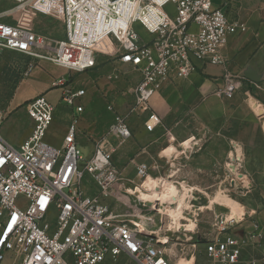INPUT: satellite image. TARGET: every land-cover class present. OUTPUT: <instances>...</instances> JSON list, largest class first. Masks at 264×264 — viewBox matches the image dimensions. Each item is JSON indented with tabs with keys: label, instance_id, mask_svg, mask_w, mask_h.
I'll use <instances>...</instances> for the list:
<instances>
[{
	"label": "built area",
	"instance_id": "obj_1",
	"mask_svg": "<svg viewBox=\"0 0 264 264\" xmlns=\"http://www.w3.org/2000/svg\"><path fill=\"white\" fill-rule=\"evenodd\" d=\"M15 1L19 8L63 22L65 38L7 22L0 14V59L6 52L27 56L25 76L39 60L69 72H84L96 65V46L114 38L119 43V60L141 73L131 112L150 109V100L163 82L173 75L189 76L197 62L225 64L222 49L228 37L248 28L245 22L230 20L220 8H214L213 0ZM170 4L174 15L167 9ZM138 23L152 39L141 38L135 27ZM238 79L226 73L222 95L232 97ZM54 85L62 88L67 105L84 110L79 101L85 89L72 88L69 76ZM108 108L113 109L112 105ZM27 111L35 124L28 139L13 145L0 134V264L9 252L15 254L13 264H104L118 262L121 255L138 264H185V259L190 264H264V222L252 218L245 206L240 215L214 207L207 210L213 212L212 230L200 232L209 203L201 205L197 193L188 199V219L184 220V225L189 217L195 223L189 230L191 248L174 253L161 240L165 219L159 212L149 226L154 229L133 221L140 213L120 212L124 205L136 210L150 208L151 212L156 208L130 189L143 187L150 170L160 167L158 163H135V178L127 177L114 166L113 150L105 138L96 143L94 155L85 159L76 139L77 120L60 146L49 144L45 138L54 121V106L44 95L29 100ZM4 119L0 108V126ZM158 122L151 115L146 125L151 128ZM109 134L129 138L128 117L116 113ZM88 176L93 182L89 189ZM173 176L155 178L180 185ZM237 180L230 178L232 187L243 190L250 185L240 187ZM53 209L56 217L50 222L46 218ZM177 235L171 232L166 240L171 242Z\"/></svg>",
	"mask_w": 264,
	"mask_h": 264
},
{
	"label": "crops",
	"instance_id": "obj_2",
	"mask_svg": "<svg viewBox=\"0 0 264 264\" xmlns=\"http://www.w3.org/2000/svg\"><path fill=\"white\" fill-rule=\"evenodd\" d=\"M213 7L220 8L230 20L245 22L247 30L228 37L222 49L225 64L197 62L196 70L189 76L173 75L165 80L151 98L150 109L131 112L141 73L119 60V43L109 38L96 46V65L84 72H69L51 61L39 60L30 74L22 75L6 101L0 134L13 145L28 139L35 125L27 111L29 100L44 95L52 103L49 95L53 89L59 92L60 99L63 90L54 82L69 76L72 88L86 90L79 101L84 110L79 112L73 107L71 113L64 111L68 120L57 112L46 133L49 143L61 145L69 126L77 120L78 145L81 150L86 144L93 145L91 157L96 143L105 138L113 150L114 166L125 176L133 172V177H127L135 178V163H158L160 167L152 168L150 176L174 175L172 178L181 186L202 190L197 192L202 196L223 188L230 190L228 186L232 187L233 182H229L226 162L234 163L238 158L245 175L237 173L236 164L230 167L250 183L243 192L262 196L245 208L252 218L264 222V0H213ZM136 29L143 40L152 39L142 24L138 23ZM249 65L262 74L260 81L244 75ZM226 73L239 78V87L232 97L221 93ZM252 99L261 104L263 111L253 107ZM116 113L128 117L129 138L109 134ZM151 115L159 122L149 128L146 121ZM188 140L189 147H185ZM232 203L234 200L226 209L240 215ZM12 255L9 252L7 257Z\"/></svg>",
	"mask_w": 264,
	"mask_h": 264
},
{
	"label": "rangeland",
	"instance_id": "obj_3",
	"mask_svg": "<svg viewBox=\"0 0 264 264\" xmlns=\"http://www.w3.org/2000/svg\"><path fill=\"white\" fill-rule=\"evenodd\" d=\"M167 9L171 13V15H174V6L173 5H168ZM0 14H2V18L10 23H14L17 25L25 26L28 28H31L39 33L47 34L55 38H65V33H64V24L63 22L47 15H43L37 12H34L28 8H19L18 3L15 0H0ZM137 25V24H136ZM135 25V27H136ZM27 61V58L19 53L16 52H6L4 56L0 59V108L2 111L5 108V103L6 101L10 98V96L15 92L16 86L21 79L23 72H24V67L25 63ZM59 92L55 89H53V92L51 95H49V98L51 99L52 103H54V116L56 113H61V116L68 120V113L72 112V106L67 105L66 102L63 101L62 96L59 99ZM48 100V99H47ZM50 102V101H49ZM51 103V102H50ZM51 103V104H52ZM53 105V104H52ZM76 107V106H75ZM64 111H68L67 116L63 114ZM54 122V121H53ZM2 132V131H1ZM46 140V138H45ZM47 141V140H46ZM48 142V141H47ZM49 143V142H48ZM51 144V143H49ZM54 145V144H51ZM54 146H60V145H54ZM94 146L89 144H86L82 148V153L85 157L86 160L90 159L92 152H93ZM240 157V156H239ZM239 159L236 158V162L232 163L226 162V168L229 170V177H236L237 180V185L242 187L243 185H249L250 183H247L244 181V178H240L238 174H244L245 175V170L244 168L240 167L239 165ZM114 163V162H113ZM231 164H236L238 166V174L234 172L230 165ZM133 173V172H132ZM132 173L127 172V176L133 177L131 175ZM130 174V175H129ZM229 178V180H230ZM169 181V180H168ZM86 187L87 189L93 188V182L90 176L86 178ZM168 183V182H167ZM174 185V184H173ZM250 186V185H249ZM230 190H226L225 188L219 189L216 192H225L232 196L231 198H228L224 193H220L219 196V202L224 203L229 205L230 200H234L235 204L233 205L232 203V208H235L236 212H242L244 206L250 207L252 202L254 201H259L260 197L259 195H251L249 193L243 192L242 189L236 186V189L228 186ZM112 201V200H110ZM130 201L132 202V199L130 198ZM199 203L201 205H205L209 203L207 201L206 196L199 195ZM112 203V202H111ZM122 209H120V212L125 213V214H139L142 215L141 217H136L134 220L144 222V223H150L151 226V221L153 220V216L155 212L161 213V207L160 210L156 211V208L151 212L150 208H140V209H135L132 206L124 205L121 206ZM215 209H219L222 211H227V209L223 206H214ZM222 208V209H221ZM151 212V213H150ZM146 216H150L149 218H145ZM56 217V211L55 209L52 210L51 214L47 216V220L52 222L53 219ZM213 218V212L211 213L210 211H204L202 214V224L198 228L200 232H209L212 230L211 225L209 223L211 222ZM149 229H154V228H149ZM185 233L192 234L191 231H186ZM181 241L180 243L182 245H179L177 248V253H181L182 250H190L191 248V242H186L188 236L181 234L180 236ZM173 239H177L176 236L173 237ZM171 245V244H170ZM202 248V246H200ZM15 254L12 255V257L8 258L3 261L2 264H13V257ZM107 262H105L106 264ZM109 264H138L135 261L131 260L129 256L123 255L120 257L119 261L114 263L110 262Z\"/></svg>",
	"mask_w": 264,
	"mask_h": 264
},
{
	"label": "bare ground",
	"instance_id": "obj_4",
	"mask_svg": "<svg viewBox=\"0 0 264 264\" xmlns=\"http://www.w3.org/2000/svg\"><path fill=\"white\" fill-rule=\"evenodd\" d=\"M251 104L258 112L263 111L261 104H259L256 100L252 99ZM189 144L190 141L188 140L185 143V147H189ZM130 192L138 196L141 200L145 201L147 205L152 204L156 206V211L160 210L161 207L160 214L164 217L165 222L162 225V230L164 233L161 234L160 237L164 244H171L170 249H172L174 253H177L178 246L182 245L180 243L181 234L188 236L186 242L190 241V234L185 232L187 230H192L195 227V223L189 217L190 222L184 225V220L188 219V216L186 215L185 211L186 207L190 203L188 200L189 197H195V193L202 192V190L192 185L186 188L181 185H176L174 182L170 180L168 181V179H156L152 176H149L146 178L143 187H138L137 189H130ZM220 193L222 192H209V194L204 193L209 200V204L207 205L206 210H212L215 204L221 205L229 209L227 204L219 202ZM223 193L228 198H231L229 194L225 192ZM145 218H149L150 220V216H146ZM133 221H135L138 225L143 226L144 228H149L150 226V223H144L137 220ZM171 232L177 233L178 235L177 239H174L170 242L166 240V236L169 235V233ZM185 264H190V259H185Z\"/></svg>",
	"mask_w": 264,
	"mask_h": 264
},
{
	"label": "water",
	"instance_id": "obj_5",
	"mask_svg": "<svg viewBox=\"0 0 264 264\" xmlns=\"http://www.w3.org/2000/svg\"><path fill=\"white\" fill-rule=\"evenodd\" d=\"M244 75L254 81H260L262 78V74L259 73L258 69L252 65H249L244 71Z\"/></svg>",
	"mask_w": 264,
	"mask_h": 264
}]
</instances>
